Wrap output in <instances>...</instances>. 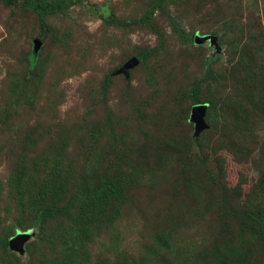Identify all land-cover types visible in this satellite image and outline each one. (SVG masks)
Returning a JSON list of instances; mask_svg holds the SVG:
<instances>
[{"label": "rangeland", "instance_id": "374dc122", "mask_svg": "<svg viewBox=\"0 0 264 264\" xmlns=\"http://www.w3.org/2000/svg\"><path fill=\"white\" fill-rule=\"evenodd\" d=\"M50 1L0 0V264H264V0Z\"/></svg>", "mask_w": 264, "mask_h": 264}, {"label": "trees", "instance_id": "16d2710c", "mask_svg": "<svg viewBox=\"0 0 264 264\" xmlns=\"http://www.w3.org/2000/svg\"><path fill=\"white\" fill-rule=\"evenodd\" d=\"M72 3H80L81 0H71ZM59 3L60 0H57L55 2V0H52L50 2H38L36 3V5L34 6V9L38 12L39 15V22L41 24H43L44 20H45V16L50 14V13H54L58 10L59 7ZM178 33V38L179 40H181L182 42H186V41H194L195 40V36L194 34H183L180 31L177 30ZM195 42V41H194ZM197 92L196 88L192 89L191 92V98L194 99V94ZM194 101H196L194 99ZM52 209H41L37 214H36V221L38 223H43L49 216V213L51 212ZM0 247L2 249H5L7 247V241L6 240H2L0 241ZM26 248H29V246H26Z\"/></svg>", "mask_w": 264, "mask_h": 264}, {"label": "water", "instance_id": "95a60500", "mask_svg": "<svg viewBox=\"0 0 264 264\" xmlns=\"http://www.w3.org/2000/svg\"><path fill=\"white\" fill-rule=\"evenodd\" d=\"M203 39H204V37L195 36L194 41L199 42V41H202ZM135 63H136V60L131 59L129 62L124 64L122 67L123 72L126 69L132 67ZM203 109H204V106H202V105H195L193 108L194 115L196 118H198V120H200V118L202 117ZM24 239H25L24 235L18 234V235H16V237H13L8 241L7 247L10 249H18L19 251H21L20 244Z\"/></svg>", "mask_w": 264, "mask_h": 264}, {"label": "clouds", "instance_id": "9594fccd", "mask_svg": "<svg viewBox=\"0 0 264 264\" xmlns=\"http://www.w3.org/2000/svg\"><path fill=\"white\" fill-rule=\"evenodd\" d=\"M8 243V242H7Z\"/></svg>", "mask_w": 264, "mask_h": 264}]
</instances>
